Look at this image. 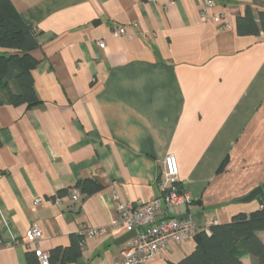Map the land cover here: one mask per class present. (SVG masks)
Instances as JSON below:
<instances>
[{
    "label": "crops",
    "instance_id": "crops-1",
    "mask_svg": "<svg viewBox=\"0 0 264 264\" xmlns=\"http://www.w3.org/2000/svg\"><path fill=\"white\" fill-rule=\"evenodd\" d=\"M212 1L218 22L201 17L205 0H11L38 32L41 103L0 105V264H27V250L68 246L87 226L107 231L68 264H120L129 239L115 244L128 231L113 195L155 198L169 153L190 195L170 216L209 228L260 207L242 199L264 184V33L239 35L236 18L251 5L258 20L264 0ZM87 177L102 188L70 200ZM194 248V237L170 242L146 264Z\"/></svg>",
    "mask_w": 264,
    "mask_h": 264
},
{
    "label": "trees",
    "instance_id": "trees-1",
    "mask_svg": "<svg viewBox=\"0 0 264 264\" xmlns=\"http://www.w3.org/2000/svg\"><path fill=\"white\" fill-rule=\"evenodd\" d=\"M253 8L246 5L242 15L236 18L239 35L264 33V14L254 18ZM37 30L29 25L17 11L11 0H0V105H25L32 107L41 103L32 70L37 60L30 51L39 46ZM87 197L102 186L95 177L76 182ZM64 190L60 191V193ZM260 207L248 214L237 213L229 222L209 226V233L199 231L194 235V250L181 260L170 264H242L241 257L248 254L253 264H264V243L257 231L264 230V194L256 197ZM81 233L69 236V245L57 246L49 251V264H68L81 255ZM27 264H40L33 250L25 252Z\"/></svg>",
    "mask_w": 264,
    "mask_h": 264
},
{
    "label": "built area",
    "instance_id": "built-area-1",
    "mask_svg": "<svg viewBox=\"0 0 264 264\" xmlns=\"http://www.w3.org/2000/svg\"><path fill=\"white\" fill-rule=\"evenodd\" d=\"M215 4L212 0H205L204 6L200 9L202 18H211L218 22L223 17V13H214L212 10ZM124 28H118L116 34H123ZM99 47L104 46L103 41L98 42ZM163 169L157 182L160 197H155L151 201L143 202L137 200L131 202L113 195L115 208L119 215L120 223L127 231H133L134 235L129 238L127 244L122 249V259L120 264H146L161 248L170 242H180L187 238H192L199 231L209 233L208 228H198L191 218L177 219L169 213L177 210L180 206L190 202L189 193L184 190L178 180V164L172 153L167 154L163 160ZM79 190L73 188L70 193V200H79ZM61 198H55V203L59 204ZM34 206L41 204V198L36 197ZM264 204V202H263ZM162 205L165 211H160ZM169 212V213H168ZM103 226H87L80 233L85 237L99 236L106 233ZM29 241L34 244L41 238V230L38 226L32 225L29 228ZM84 241H81V246ZM40 264H49V252L42 250L38 246L33 247Z\"/></svg>",
    "mask_w": 264,
    "mask_h": 264
},
{
    "label": "water",
    "instance_id": "water-1",
    "mask_svg": "<svg viewBox=\"0 0 264 264\" xmlns=\"http://www.w3.org/2000/svg\"><path fill=\"white\" fill-rule=\"evenodd\" d=\"M154 192H155V196L156 197H160L161 194H160V192L158 190L157 185L154 186ZM260 194H264V184L254 188L252 191H250L242 199V201H251V200L255 199ZM134 233H135L134 230L126 232L123 236H121L120 238H118V240L115 241V244H119V243L124 242L125 240L129 239L130 237H132L134 235Z\"/></svg>",
    "mask_w": 264,
    "mask_h": 264
}]
</instances>
